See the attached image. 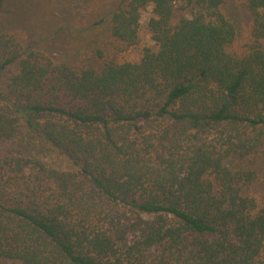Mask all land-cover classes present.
Listing matches in <instances>:
<instances>
[{
	"label": "trees",
	"instance_id": "obj_1",
	"mask_svg": "<svg viewBox=\"0 0 264 264\" xmlns=\"http://www.w3.org/2000/svg\"><path fill=\"white\" fill-rule=\"evenodd\" d=\"M229 1L127 0L64 61L0 25V259L264 264V0L242 51ZM149 8L154 45L121 62Z\"/></svg>",
	"mask_w": 264,
	"mask_h": 264
},
{
	"label": "rangeland",
	"instance_id": "obj_2",
	"mask_svg": "<svg viewBox=\"0 0 264 264\" xmlns=\"http://www.w3.org/2000/svg\"><path fill=\"white\" fill-rule=\"evenodd\" d=\"M127 0H5L0 14V25L14 34L26 48L42 51L55 61H64L82 46L98 37L110 12ZM246 0H230L228 8L236 21L238 39L231 50L242 51L250 29L245 8ZM151 9L143 13L140 42L119 56L121 62L141 60L144 48L153 46L148 21ZM21 139L25 150L46 164L62 169L70 167L65 154L52 146L40 133L23 124ZM261 168L262 178L254 192L264 196V160H251ZM0 264H22L0 259Z\"/></svg>",
	"mask_w": 264,
	"mask_h": 264
}]
</instances>
